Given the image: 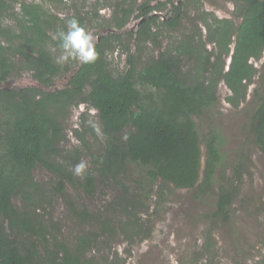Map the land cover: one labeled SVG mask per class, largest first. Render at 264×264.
<instances>
[{
  "label": "rangeland",
  "instance_id": "obj_1",
  "mask_svg": "<svg viewBox=\"0 0 264 264\" xmlns=\"http://www.w3.org/2000/svg\"><path fill=\"white\" fill-rule=\"evenodd\" d=\"M20 1V0H19ZM39 3L43 9L56 15L62 28L74 11L86 12L87 29L94 42L97 36L108 33L120 34L119 43L107 53L109 68L114 74L123 73L128 67L126 58L136 55L135 67L139 70L149 59L173 48L180 42L189 45L187 68L202 49L203 55L210 56L204 82L215 92L216 100L210 107L196 114L179 116L181 124L191 123L196 136L197 159L194 182L187 186H177L161 178L153 179L148 171L152 168L141 166L126 158L125 171L119 180L100 177L94 173L92 192L84 189L85 174L96 167L95 156L102 153L104 139L102 124L97 110L81 103L69 107L60 119L62 137L58 143L59 154L56 161L70 162V151H77L78 158L71 165L72 181L64 179L63 192L57 190L60 176L41 164L32 169V176L38 185V192L16 194L12 204L19 211L34 218L42 226V234H26L13 231L8 223L0 220V229L17 245L34 244L38 255L33 264H46L48 253L54 249V242L76 247L81 235H88L94 241L83 252L96 264H113L115 256L125 260V264H254L264 256V152L255 143L252 131L253 114L264 103V51L259 59L252 60L255 71L247 81V97L239 106L233 107L227 101L229 90L224 83V72L229 63V53L235 41V28L244 12L240 0H25ZM132 5L133 15L122 29H110L107 24L115 3ZM149 2V6L164 2L159 12L153 11L159 24L152 29L153 35L138 44L134 36L140 18L139 5ZM174 5H180L178 26L167 28L162 24L165 14L174 13ZM19 5L11 4L2 15L0 22L11 29L3 41L8 46L25 45L21 28L17 26ZM97 11V17L93 12ZM150 16V15H148ZM147 16V17H148ZM229 31L227 52H219L215 39L224 37ZM52 33V32H50ZM54 61L63 53L60 47L48 46ZM230 51V52H229ZM138 55V56H137ZM15 64L10 77L0 84L4 88L38 87L44 91L63 88L80 62L68 59L57 62L61 72L52 85L42 86L22 62L19 55L13 57ZM138 86V85H137ZM139 87V86H138ZM140 88V87H139ZM142 91L151 90L142 87ZM2 120L0 119V124ZM130 128L115 135L116 144L125 150L126 137ZM1 132V131H0ZM76 132L84 137L80 143ZM212 144L218 151L214 159L208 149ZM0 139V154L3 152ZM81 161L87 167L81 175L74 174V167ZM122 186L127 193L137 197L142 203L137 212L129 215L117 204ZM228 194L230 201L226 211L221 212L217 202ZM82 212H86L85 217ZM134 216L143 228L144 235L129 240L125 225ZM108 222L116 232L111 236L102 232V224ZM39 226H37L38 228ZM125 230H122V229ZM211 237V245L204 248V242Z\"/></svg>",
  "mask_w": 264,
  "mask_h": 264
},
{
  "label": "trees",
  "instance_id": "obj_2",
  "mask_svg": "<svg viewBox=\"0 0 264 264\" xmlns=\"http://www.w3.org/2000/svg\"><path fill=\"white\" fill-rule=\"evenodd\" d=\"M173 3V0H168ZM244 3V12L235 28V41L229 53V63L224 72V83L229 90L226 101L237 107L247 97V81L255 71L252 60L259 59L264 51V0H240ZM19 5L16 24L21 28L24 46L5 45L3 38L9 36L11 29L0 22V84L7 81L15 67L13 57L19 55L21 65L26 66L33 79L42 86H50L61 72L60 65L54 61L48 46L59 47V41L53 37L60 30H67V24L58 28L59 18L47 13L36 2L25 0H0V15L11 4ZM164 2L149 6V2L139 5L135 18H142L136 31L129 32L138 44L144 43L153 35L152 29L159 24L153 11L159 12ZM174 13L165 14L162 24L167 28L178 26L180 5H174ZM134 7L115 3L111 12L110 29H122ZM86 12L78 10L69 17H75L87 31ZM150 15V16H148ZM148 16V17H147ZM97 17V11L93 12ZM52 32V33H50ZM121 35L108 33L99 36L95 43L97 59L94 63L79 64L67 84L58 90L44 91L38 87L4 88L0 87V139L3 152L0 154V220L8 223L10 233L13 231L26 234H42V226L24 212H19L12 204V196L38 192V185L32 176L36 164L52 170L60 176L57 190L63 192L64 179L72 181L71 165L78 158V152H69L70 162L56 161L59 154L58 143L62 137L60 119L69 107L81 103L97 110L102 124L104 148L95 156L96 167L85 174L84 189L92 192L94 173L114 181L119 180L125 171L123 160L128 158L144 167H151L148 174L161 178L177 186H187L194 182L197 148L196 136L192 124H181L179 116L196 114L208 108L216 100L215 92L209 83L204 82L203 75L210 63V56L203 55L202 49L193 65L185 67L183 61L189 59V45L180 42L173 48H167L162 54L149 59L139 70L135 67L136 55L126 58L128 67L123 73L114 74L109 68L107 53L115 49ZM229 31L224 37L215 39L219 52H227ZM138 56V55H137ZM140 87H138V86ZM151 90L142 91V87ZM125 128H130L126 137L125 150L122 151L115 142V135ZM252 131L255 143L264 152V103L253 114ZM80 143L85 144L84 137L76 132ZM211 156L216 159L219 154L212 144L208 145ZM71 163V165H70ZM117 204L129 215L142 207L136 196L127 193L122 186ZM230 196H221L217 206L221 212L226 211ZM86 212H82L85 217ZM37 226H39L37 228ZM129 231V240L148 232L138 218L134 216L125 225ZM122 230H125L124 228ZM102 232L111 236L116 232L108 222L102 224ZM94 237L100 235L94 234ZM81 235L74 249L59 242H54V249L48 253L46 264H96L92 258L83 256V252L95 238ZM211 237L204 242V248L211 245ZM38 251L36 246H22L10 239L0 229V264H33ZM113 264H125L115 256ZM254 264H264V256Z\"/></svg>",
  "mask_w": 264,
  "mask_h": 264
},
{
  "label": "clouds",
  "instance_id": "obj_3",
  "mask_svg": "<svg viewBox=\"0 0 264 264\" xmlns=\"http://www.w3.org/2000/svg\"><path fill=\"white\" fill-rule=\"evenodd\" d=\"M66 24L67 30H60L53 37L59 41V47L63 50L57 62H64L71 58L78 60L81 64L94 63L97 52L92 33L81 26L75 17L67 20ZM86 167V162L81 161L75 165L74 174L81 175Z\"/></svg>",
  "mask_w": 264,
  "mask_h": 264
},
{
  "label": "water",
  "instance_id": "obj_4",
  "mask_svg": "<svg viewBox=\"0 0 264 264\" xmlns=\"http://www.w3.org/2000/svg\"><path fill=\"white\" fill-rule=\"evenodd\" d=\"M142 20H143V19H140V21H142ZM140 21H139V22H140ZM139 22H138V24H139ZM98 39H99V36H97V40H96V41H98ZM73 73H74V72H73Z\"/></svg>",
  "mask_w": 264,
  "mask_h": 264
}]
</instances>
